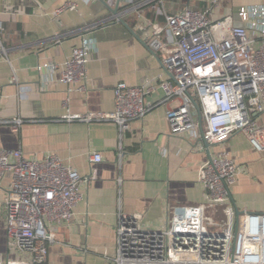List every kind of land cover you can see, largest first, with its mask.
<instances>
[{
    "label": "crops",
    "instance_id": "0c3cea01",
    "mask_svg": "<svg viewBox=\"0 0 264 264\" xmlns=\"http://www.w3.org/2000/svg\"><path fill=\"white\" fill-rule=\"evenodd\" d=\"M79 4L77 13L53 17L66 2ZM112 8L116 4H109ZM167 13L186 7L209 11L214 33L222 39L219 23L229 20L241 26L239 9L264 5V0H164ZM121 21L100 1L0 0V150L21 149L28 158L49 154L60 157L81 177L83 200L69 225L59 228L57 241L48 245L44 264H113L120 214L137 217L142 228L160 230L181 208L204 202L198 182L200 166L219 151L227 150L244 169L231 189L237 214H264V158L245 136L236 134L222 144L208 146L197 135L176 136L170 132L166 112L178 100L161 103L162 91L149 97L157 105L130 128L121 131L114 123L68 122V115L111 113L114 91L120 83L130 87L157 85L169 79L162 54L147 46V22L164 24L152 5L137 0L135 5L118 4ZM125 22L126 25H124ZM227 26V25H226ZM83 37L94 38L97 50L88 64L85 90L59 82V72L41 73L45 63L62 64L80 46ZM18 81L13 82V74ZM53 81L51 86L45 83ZM22 120L15 127L14 121ZM103 157L91 163L89 154ZM120 153L122 156L120 157ZM11 178L0 180V260L9 249L5 198ZM224 207H208L205 223L212 231L228 225ZM237 214L235 224H237Z\"/></svg>",
    "mask_w": 264,
    "mask_h": 264
},
{
    "label": "built area",
    "instance_id": "2783aa9c",
    "mask_svg": "<svg viewBox=\"0 0 264 264\" xmlns=\"http://www.w3.org/2000/svg\"><path fill=\"white\" fill-rule=\"evenodd\" d=\"M104 1L116 4L118 0ZM124 1L128 5L137 2ZM163 1L142 0L152 5L165 23L147 22L140 28L146 31L148 48L162 54L163 68L171 77L141 87L120 83L114 91L113 112L68 115L64 119L114 123L123 132L159 105L148 99L162 91L161 103L179 101L166 112L173 135H197L202 128L206 141L217 145L241 134L264 158V5L241 7V26H233L229 20L219 23L223 38L218 39L209 11L186 7L169 14L164 5L158 6ZM78 10L79 4L69 1L52 16ZM112 20L121 21V13ZM1 34L0 25V38ZM96 50V40L83 37L62 64L45 63L37 70L59 72V82L72 88L70 92L75 87L85 90L88 64ZM0 52L7 56L2 45ZM12 81H18L15 71ZM52 84V80L45 83ZM22 123L21 119L14 121L15 127ZM89 160L99 164L103 157L91 152ZM243 169L227 150L213 155L198 171L204 202L181 208L163 229H144L137 217L120 214L116 254L110 260L113 264H264V214H237L232 206L231 189ZM6 176L11 178L5 198L10 252L7 261L0 260V264H44L48 245L56 243L59 228L73 221L83 200L80 174L57 155L28 158L16 149L0 150V180ZM209 206L216 210L224 207L229 222L225 229H208L205 215Z\"/></svg>",
    "mask_w": 264,
    "mask_h": 264
},
{
    "label": "water",
    "instance_id": "95a60500",
    "mask_svg": "<svg viewBox=\"0 0 264 264\" xmlns=\"http://www.w3.org/2000/svg\"><path fill=\"white\" fill-rule=\"evenodd\" d=\"M100 2L103 3L104 5H106V6L108 7V9H109L114 15L118 14V4L120 3V0L117 1V7H115V8L110 7V6L108 5V3L105 2L104 0H100ZM122 23H124V25H126L125 22L122 21ZM126 26H127V25H126ZM127 27H128V26H127ZM154 54H156V53L154 52ZM195 106H196V108H197V110H198V112H199V114H200V108H199V105H198L197 102H195ZM200 117H201V114H200ZM201 134H202V141L204 142L205 145L208 146V143H207V141H206V139H205V137H204V132H203V129H202V128H201Z\"/></svg>",
    "mask_w": 264,
    "mask_h": 264
}]
</instances>
